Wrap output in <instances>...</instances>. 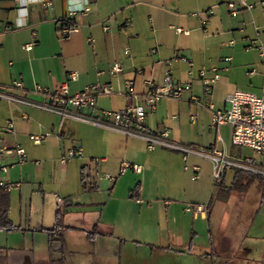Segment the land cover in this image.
<instances>
[{"label":"crops","instance_id":"obj_1","mask_svg":"<svg viewBox=\"0 0 264 264\" xmlns=\"http://www.w3.org/2000/svg\"><path fill=\"white\" fill-rule=\"evenodd\" d=\"M234 1L0 0V88L44 102L35 85L53 90L76 72L69 95L108 84L112 92L96 97V111H119L127 104L125 81L142 96L144 81L159 85L169 71L191 90L180 101L161 99L147 114V127L167 129L180 144L241 158L231 149L230 126H211L212 112L203 106L223 110L235 90L260 94L264 65L249 43L254 27L264 39V0H245L251 10L231 16L227 3ZM70 11L78 29L59 38ZM33 41L31 51L22 49ZM176 53L188 62L175 60ZM115 62L121 72L113 76ZM201 68L207 78L218 74L206 93ZM18 81L22 87L13 88ZM8 123L13 134L5 132ZM45 133L39 143L30 138ZM74 143L82 158L61 165L60 154ZM3 145L23 148L26 161L17 165L7 155V171H0V182L14 185L0 188L7 207L6 220L0 216V264H264V177L226 169L214 183L207 159H184L159 146L150 151L140 139L0 99ZM96 158L105 160L97 164ZM121 159L141 171L120 175ZM55 195L65 199L61 211ZM190 203L206 206L205 212L185 211ZM56 227L62 232L54 239Z\"/></svg>","mask_w":264,"mask_h":264},{"label":"built area","instance_id":"obj_2","mask_svg":"<svg viewBox=\"0 0 264 264\" xmlns=\"http://www.w3.org/2000/svg\"><path fill=\"white\" fill-rule=\"evenodd\" d=\"M17 1V0H15ZM49 5V4H47ZM228 12L231 16H236L238 10L243 8L251 10L252 5L245 0H236L227 3ZM212 14V10L208 11ZM75 12L70 11L66 15L64 25L59 29V38L68 37L71 33L77 31V25L72 23L70 19ZM201 24H206L205 20ZM125 23L124 26H127ZM104 31L109 29L108 26H103ZM255 37L250 40L249 47L255 49L264 65V39L259 38L258 30L254 27ZM177 33H184L180 28H176ZM36 45V42L25 44L22 46L24 51H31ZM128 53L127 48L124 49ZM152 53L155 50L151 51ZM175 60L188 62L185 56L175 54ZM224 61H230V58H224ZM121 72V65L115 62L109 69L110 75H117ZM199 76L202 80L204 92L206 93L218 78L215 73L212 77H205V70H199ZM262 83L260 94H255L250 91L235 90L226 96V108L223 110H215L211 103H205L203 106L212 112L211 126L217 127L220 125H229L231 129L230 146L231 149L243 154V157H232L226 155L223 151L215 150L214 148H203L195 145H185L172 141L169 138V131L153 130L146 125V116L155 111L157 103L161 99L183 100V94L190 92V83H181L175 81L169 71H165L161 84H155L150 80L144 81V93L138 96L133 88V81L127 80L124 82L125 95L127 98L126 107L119 111L98 110L96 111V97L101 94H110L112 88L108 84H89L82 90L76 91L72 95L68 93V83L77 79L76 72H69L66 80L58 84L53 90L43 88L40 85H35L33 90L36 93L42 94L46 100L44 102H36L24 97L16 96L7 93L0 88V99L7 100L12 103L27 105L40 110L59 115L61 118H67L83 123H88L100 128L119 132L128 137L140 139L146 143L148 150H153L155 147H163L165 149L176 151L182 154L186 159L188 155H195L207 159L212 164V177L214 183H217L222 177L226 169H236L246 173L259 175L264 177V161L256 163L252 155H258L264 159V72L261 73ZM13 88H21V83L14 82ZM7 134H13L11 123L5 128ZM50 133L44 135H32L30 138L34 143H39L42 136H49ZM13 155L16 158L14 164L22 165L26 161L25 150L17 145L12 147L3 145L0 147V171L6 172L8 165L3 163L4 157ZM82 158V148L79 144L74 143L70 148L65 149L59 156L58 160L61 165H64L70 160ZM105 159L96 158L94 161L98 164ZM13 165V164H12ZM127 169H131L135 173L141 171V166L131 164L128 161L121 159L119 165V173L123 174ZM195 173L198 168L194 167ZM98 178L114 182L116 177L108 173H98ZM197 175L193 176V179ZM14 185L4 184L0 182V188L10 190ZM55 200L58 210L61 211L65 199L55 195ZM137 202H141L139 198H135ZM206 206L196 204H186L185 211L193 214L204 213ZM62 229L56 227L51 231V236L57 239L61 234ZM54 250H61V244L58 242L53 246Z\"/></svg>","mask_w":264,"mask_h":264},{"label":"trees","instance_id":"obj_3","mask_svg":"<svg viewBox=\"0 0 264 264\" xmlns=\"http://www.w3.org/2000/svg\"><path fill=\"white\" fill-rule=\"evenodd\" d=\"M259 176V175H258ZM262 177V176H260ZM6 202H5V199L2 198L1 201H0V216H1V220L2 221H5L6 220Z\"/></svg>","mask_w":264,"mask_h":264},{"label":"rangeland","instance_id":"obj_4","mask_svg":"<svg viewBox=\"0 0 264 264\" xmlns=\"http://www.w3.org/2000/svg\"><path fill=\"white\" fill-rule=\"evenodd\" d=\"M257 94H259V92H257ZM255 158H256V160H257V163H260L261 162V158L258 156V155H255Z\"/></svg>","mask_w":264,"mask_h":264}]
</instances>
